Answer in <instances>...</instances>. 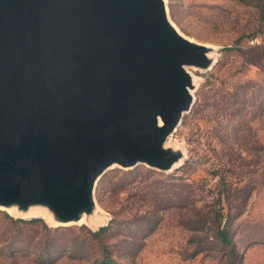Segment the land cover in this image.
Here are the masks:
<instances>
[{
    "label": "rangeland",
    "instance_id": "rangeland-1",
    "mask_svg": "<svg viewBox=\"0 0 264 264\" xmlns=\"http://www.w3.org/2000/svg\"><path fill=\"white\" fill-rule=\"evenodd\" d=\"M163 4L182 36L205 45L199 64L179 63L189 104L157 142L169 166L108 165L92 182L91 198L68 216L44 197L7 195L0 200V264H96L94 242L86 238L74 252L71 242L81 240L79 226L106 224L104 241L122 264H229L227 249L206 242L187 257L191 238L211 234L208 224L191 228L195 212H207L219 176L236 189L247 183L230 189L223 206L233 264H264V9L234 0ZM46 237L62 245L48 253Z\"/></svg>",
    "mask_w": 264,
    "mask_h": 264
},
{
    "label": "water",
    "instance_id": "water-1",
    "mask_svg": "<svg viewBox=\"0 0 264 264\" xmlns=\"http://www.w3.org/2000/svg\"><path fill=\"white\" fill-rule=\"evenodd\" d=\"M162 4L0 0V200L44 197L68 216L110 160L169 166L157 142L189 104L179 63L205 49Z\"/></svg>",
    "mask_w": 264,
    "mask_h": 264
},
{
    "label": "trees",
    "instance_id": "trees-1",
    "mask_svg": "<svg viewBox=\"0 0 264 264\" xmlns=\"http://www.w3.org/2000/svg\"><path fill=\"white\" fill-rule=\"evenodd\" d=\"M238 2L239 4L245 5V6H251L255 8L264 9V0H234ZM228 49V48H226ZM217 173V171L212 172V174ZM234 182H228V180L222 176H219L218 183H217V191L214 193V195L211 197V203L207 208V212L204 214H199L195 212V218L196 222L193 224L196 225L193 229V231H199L204 227V225L208 224L209 229L211 230V234L209 237H202V238H191L188 243L194 245L192 252L188 254V258H192L198 253H202L204 251V248L201 246L203 242L212 244L217 249H227L229 254H231L229 259V264H233V260L235 259L234 255V244L233 241L229 235L228 229L226 225L228 224L230 215L228 213L224 214L223 212V206L224 202L227 201V196L230 195V189L237 190L240 188H244L247 186V183H241L239 187L236 189L234 187ZM228 192V193H227ZM31 222L39 221L37 218H33L30 220ZM43 228L47 230H53V231H61L63 229H60L58 227L54 229L47 228L44 224L42 225ZM78 232H80V238L81 240H73L71 242V248L72 251L82 250L84 249V246L82 245L84 239L90 240V243H93L92 246L95 247V250L98 251V256H94L92 258V261L94 263L98 264H122L119 261L115 260L111 256V252L109 250L108 244L104 241V236L106 235L109 226L102 225L99 226L96 230H89L85 229L83 226H79ZM75 229L73 228H66V232H73ZM47 240L43 241L42 243H47L45 246V251L48 252L51 249H57V247H60L62 245L61 243L57 242L56 239H51V237H46ZM41 243V244H42ZM7 245V244H6ZM49 253V252H48ZM234 253V254H233ZM33 261V260H32ZM34 263V262H33ZM35 264V263H34Z\"/></svg>",
    "mask_w": 264,
    "mask_h": 264
},
{
    "label": "bare ground",
    "instance_id": "bare-ground-1",
    "mask_svg": "<svg viewBox=\"0 0 264 264\" xmlns=\"http://www.w3.org/2000/svg\"><path fill=\"white\" fill-rule=\"evenodd\" d=\"M163 5V4H162ZM163 8H164V6H163ZM164 14H165V8H164ZM165 20H166V22H167V25L171 28V30L179 37V38H181V39H183V40H185V41H187V42H189V43H193L194 41L193 40H191L190 38H188V37H184V36H182L181 35V33H179V31L176 29V27L171 23V21L167 18V16L165 15ZM194 43H197V42H194ZM197 45H199V46H201V49L202 50H204L205 49V45H203V44H200V43H198ZM158 125L159 126H162V122L161 121H159L158 120ZM111 164H118L116 161H113V160H110L108 163H107V165L106 166H108V165H111ZM92 184V183H91ZM91 184L89 185V189L87 190V196L89 197V198H91Z\"/></svg>",
    "mask_w": 264,
    "mask_h": 264
}]
</instances>
